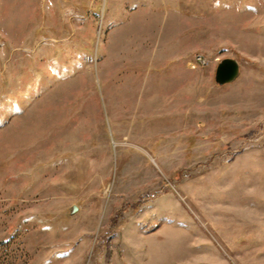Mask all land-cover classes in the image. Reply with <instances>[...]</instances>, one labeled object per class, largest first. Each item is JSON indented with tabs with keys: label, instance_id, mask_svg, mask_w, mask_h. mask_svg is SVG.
<instances>
[{
	"label": "rangeland",
	"instance_id": "1",
	"mask_svg": "<svg viewBox=\"0 0 264 264\" xmlns=\"http://www.w3.org/2000/svg\"><path fill=\"white\" fill-rule=\"evenodd\" d=\"M0 264H264V0H0Z\"/></svg>",
	"mask_w": 264,
	"mask_h": 264
},
{
	"label": "bare ground",
	"instance_id": "2",
	"mask_svg": "<svg viewBox=\"0 0 264 264\" xmlns=\"http://www.w3.org/2000/svg\"><path fill=\"white\" fill-rule=\"evenodd\" d=\"M146 82L147 83L143 85L144 90L147 89L146 87L149 88V90L147 89L148 93H151V91L156 90L157 94L160 95V97L163 99H159V101L157 99V100L149 103L146 110H142L139 113L138 112L133 113V116H130V117H134L137 121L142 120L143 123L140 126L138 125L139 128H137V129L141 134L150 137L158 130L159 127H162V130L165 132H169V130H170L169 124L166 122H168V120L171 116V114L169 113L171 101H170V99H169V101H166L164 97H166V95L170 93V91H171L170 89H172V88L170 86L171 85L170 82L167 79L162 80L160 83H157V82L155 83L152 80H149ZM126 83L128 84V82H126ZM147 92L144 94L148 95ZM138 95H142V93H140V91H139V88L128 91V93H126V95H125V97L127 99L122 104H127L128 102L133 101L134 99H136V97H138ZM157 102L158 103L161 102L162 111H163L162 116L152 115L151 110H152L153 106H155L157 104ZM138 122H140V121H138Z\"/></svg>",
	"mask_w": 264,
	"mask_h": 264
},
{
	"label": "water",
	"instance_id": "3",
	"mask_svg": "<svg viewBox=\"0 0 264 264\" xmlns=\"http://www.w3.org/2000/svg\"><path fill=\"white\" fill-rule=\"evenodd\" d=\"M240 75V65L234 58L222 59L217 65L215 82L218 85L233 83ZM74 211V210H73Z\"/></svg>",
	"mask_w": 264,
	"mask_h": 264
}]
</instances>
